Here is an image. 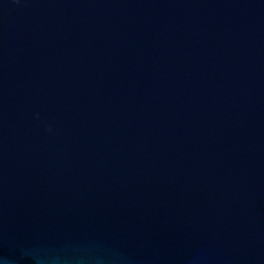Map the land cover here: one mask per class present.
<instances>
[{"label":"water","instance_id":"1","mask_svg":"<svg viewBox=\"0 0 264 264\" xmlns=\"http://www.w3.org/2000/svg\"><path fill=\"white\" fill-rule=\"evenodd\" d=\"M0 264H264V0H0Z\"/></svg>","mask_w":264,"mask_h":264}]
</instances>
